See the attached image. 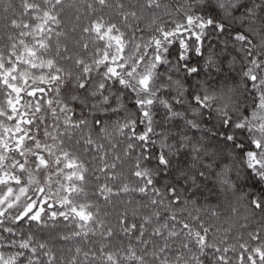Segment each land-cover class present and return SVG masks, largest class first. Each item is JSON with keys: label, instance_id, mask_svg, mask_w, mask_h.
<instances>
[{"label": "snow or ice", "instance_id": "snow-or-ice-1", "mask_svg": "<svg viewBox=\"0 0 264 264\" xmlns=\"http://www.w3.org/2000/svg\"><path fill=\"white\" fill-rule=\"evenodd\" d=\"M0 264H264V0H0Z\"/></svg>", "mask_w": 264, "mask_h": 264}]
</instances>
